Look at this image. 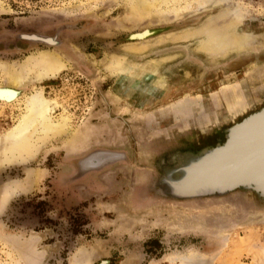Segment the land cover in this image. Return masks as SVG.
Returning <instances> with one entry per match:
<instances>
[{"label": "rangeland", "instance_id": "obj_1", "mask_svg": "<svg viewBox=\"0 0 264 264\" xmlns=\"http://www.w3.org/2000/svg\"><path fill=\"white\" fill-rule=\"evenodd\" d=\"M210 39H239L242 49L212 56ZM48 53L64 70L0 101V264H264V211L140 203L139 177L125 164L73 177L74 160L93 148L124 150L137 165L159 134L264 103V0H0V89L1 66ZM113 58L137 69L159 63L165 87L146 76L134 88L129 72L109 71ZM36 91L54 123L66 118L64 132L42 140L37 130L25 151L4 146Z\"/></svg>", "mask_w": 264, "mask_h": 264}, {"label": "water", "instance_id": "obj_2", "mask_svg": "<svg viewBox=\"0 0 264 264\" xmlns=\"http://www.w3.org/2000/svg\"><path fill=\"white\" fill-rule=\"evenodd\" d=\"M21 33L17 39L30 40ZM44 36V35H42ZM50 39L48 36H44ZM129 134L130 127L126 124ZM142 144L139 151L147 161L133 165L126 151L93 148L73 162L74 179L100 173L125 164L139 177L134 189L140 203L204 205L243 203L247 208L264 211V103L235 117L232 121L170 132L167 137ZM137 146V140L131 136ZM113 153L111 160L91 165L96 154Z\"/></svg>", "mask_w": 264, "mask_h": 264}, {"label": "bare ground", "instance_id": "obj_3", "mask_svg": "<svg viewBox=\"0 0 264 264\" xmlns=\"http://www.w3.org/2000/svg\"><path fill=\"white\" fill-rule=\"evenodd\" d=\"M25 36L27 39L34 41L43 40L50 44L56 43V38L50 39L39 34ZM240 44L242 46V42H240L239 39H236L230 45L229 43L219 44L216 39H210L209 43L203 45V50L212 56H220L232 50L242 49ZM113 59L114 62L112 61L111 64L109 63L108 65L109 71L113 74L122 73V71L123 73L129 72L126 78L134 88L137 84L143 83L146 76H151V80L148 84L152 85L153 89L165 87L164 84L166 79L158 72L159 63L152 65L147 64L145 67L141 66L137 69L135 65L122 64V62L120 63L116 58ZM64 68L65 63L62 61L61 57L55 53L40 54L37 57L30 58L21 68L13 66L9 69L6 68V65L1 66L6 84L4 87L6 89H0V101H6L21 96L23 90H25L29 83H38L47 79H54ZM144 68L147 70L143 71ZM50 110V102L43 96L42 92L36 91L34 94L29 95L25 101V113L23 117L20 119L19 124H16L10 132L2 137L3 139L1 142L3 145L12 147L16 150L25 151L29 149V145H32V136H35L34 133H36L37 130L42 134V140L63 133L66 126V118H61L60 122L54 123L50 117ZM112 154L113 153L96 154L91 158L90 164L93 165V163H98L100 161L111 160L113 158Z\"/></svg>", "mask_w": 264, "mask_h": 264}]
</instances>
